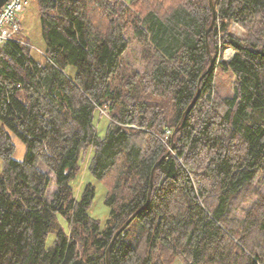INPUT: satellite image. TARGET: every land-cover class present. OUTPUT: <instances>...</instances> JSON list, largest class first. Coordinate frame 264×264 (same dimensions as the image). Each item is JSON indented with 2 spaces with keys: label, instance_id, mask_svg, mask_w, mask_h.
Listing matches in <instances>:
<instances>
[{
  "label": "trees",
  "instance_id": "16d2710c",
  "mask_svg": "<svg viewBox=\"0 0 264 264\" xmlns=\"http://www.w3.org/2000/svg\"><path fill=\"white\" fill-rule=\"evenodd\" d=\"M212 4L206 40L209 0H37L42 59L0 45V264H264V0ZM88 151L104 226L88 214L94 185L72 186Z\"/></svg>",
  "mask_w": 264,
  "mask_h": 264
},
{
  "label": "rangeland",
  "instance_id": "374dc122",
  "mask_svg": "<svg viewBox=\"0 0 264 264\" xmlns=\"http://www.w3.org/2000/svg\"><path fill=\"white\" fill-rule=\"evenodd\" d=\"M28 4L26 9L21 15V29L17 34V39L21 40L23 43H28L32 47V53L33 56L39 60L42 59V48L45 46L43 43V39L40 36V30H39V23H38V9H37V0H27ZM126 2H129L130 0H124ZM27 11V12H26ZM26 12V13H25ZM231 30L233 32H236L237 35H244L242 28L239 25L232 24L231 25ZM43 41L42 42H39ZM42 43V44H40ZM131 52L135 53L134 55L131 54ZM138 46L132 42V45L130 46L129 53L126 54V59L128 62H131L136 68L141 69L142 63L138 61ZM233 54V50L231 47H227L223 51V59H229L231 58ZM74 69V68H72ZM71 69V70H72ZM228 85V82H227ZM224 88L226 86L223 85V83H219L218 85H215V93H219L221 96L227 95L228 88ZM102 116H98L96 118L97 122V132L99 136H103L106 130V117L103 116L105 112L101 110ZM12 140L15 144V150L12 153V157L16 160H21L24 157L25 154V144L23 143L22 139L17 136L14 133H11ZM91 155V151L87 152L86 159L84 162L81 161V171L78 173L77 177L73 179L72 181V186L75 191V194L77 197H80L82 190L84 189L85 185L87 183H91L94 185L95 188V194L93 201L91 205L88 208V214L95 218L98 219L101 223L102 226L105 224V220L109 216L110 212V207L106 204L105 202V196L108 190V184L104 180H98L96 179L92 173L88 170L87 168V160L89 159ZM4 165V160L0 158V170H2ZM41 168L44 170H47L48 173L51 175L53 181L51 184L48 186L47 191H46V197L48 199L51 198L52 193L55 189L54 187V175L52 172H50L45 166L41 165ZM258 186L260 187L261 191H264V178L262 175H258L257 179L255 180ZM245 207H250V204L245 205ZM57 220L60 223V225L63 227L64 230L67 229V221L59 214H57ZM55 238V230H51L46 237V245L51 246L53 244ZM172 264H181V261L179 259H175Z\"/></svg>",
  "mask_w": 264,
  "mask_h": 264
},
{
  "label": "built area",
  "instance_id": "2783aa9c",
  "mask_svg": "<svg viewBox=\"0 0 264 264\" xmlns=\"http://www.w3.org/2000/svg\"><path fill=\"white\" fill-rule=\"evenodd\" d=\"M27 0H6L0 7V45L6 41H19L21 15L26 9Z\"/></svg>",
  "mask_w": 264,
  "mask_h": 264
},
{
  "label": "water",
  "instance_id": "95a60500",
  "mask_svg": "<svg viewBox=\"0 0 264 264\" xmlns=\"http://www.w3.org/2000/svg\"><path fill=\"white\" fill-rule=\"evenodd\" d=\"M6 0H0V7L2 6V4L5 2ZM209 2H210V5H211V9H212V19H211V22H210V25L208 26V28L206 29V40H207V34H208V32L211 30V28H212V26H213V24H214V21H215V13H216V10H215V7H214V5L212 4V0H209ZM207 52H208V55H209V61H210V63H209V66H208V68L204 71V73H202V75L200 76V78H199V80H198V89H197V93H196V95H195V97H194V99L191 101V103L188 105V107L186 108V110H185V114H187L188 112H189V110H190V108L193 106V104L195 103V100L197 99V97H198V95H199V93H200V90H199V85H200V80H201V78H202V76H204L209 70H210V68L212 67V65H213V63H214V57H213V55L210 53V51H209V49H208V46H207ZM176 132V130L173 132V134ZM173 134H172V137H173ZM172 148H173V142H172V145H171V147H170V149L167 151V153H165L155 164H154V166H153V168H152V170H151V174H150V183H149V191H148V196H147V201H146V204H148V201H149V196H150V193H151V188H152V177H153V171H154V169H155V167L157 166V164L160 162V160L164 157V156H166L171 150H172ZM136 213H137V211L135 212V213H133L122 225H121V227L117 230V231H115V233L113 234V237H112V239H111V241H110V243H109V245H108V247H107V249H106V255H107V253H108V250H109V248H110V246H111V244L113 243V241H114V239L116 238V236L130 223V221L136 216ZM106 261H107V256H106ZM107 264H108V261H107Z\"/></svg>",
  "mask_w": 264,
  "mask_h": 264
},
{
  "label": "crops",
  "instance_id": "0c3cea01",
  "mask_svg": "<svg viewBox=\"0 0 264 264\" xmlns=\"http://www.w3.org/2000/svg\"><path fill=\"white\" fill-rule=\"evenodd\" d=\"M27 12V11H26ZM25 12V13H26ZM38 19H39V17H38ZM38 23H39V21H38ZM40 30V29H39ZM40 36H41V34H40ZM39 42H42L43 43V41H40V39H39ZM42 43H40V44H42ZM44 44V43H43ZM43 49H44V46H43V48L41 49L42 51H43Z\"/></svg>",
  "mask_w": 264,
  "mask_h": 264
}]
</instances>
